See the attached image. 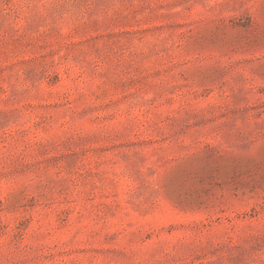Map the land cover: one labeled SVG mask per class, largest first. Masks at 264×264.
<instances>
[{
    "label": "rangeland",
    "instance_id": "rangeland-1",
    "mask_svg": "<svg viewBox=\"0 0 264 264\" xmlns=\"http://www.w3.org/2000/svg\"><path fill=\"white\" fill-rule=\"evenodd\" d=\"M0 264H264V0H0Z\"/></svg>",
    "mask_w": 264,
    "mask_h": 264
}]
</instances>
